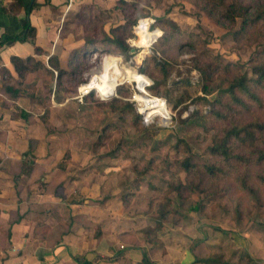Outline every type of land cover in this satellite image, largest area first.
<instances>
[{"label":"rangeland","instance_id":"rangeland-1","mask_svg":"<svg viewBox=\"0 0 264 264\" xmlns=\"http://www.w3.org/2000/svg\"><path fill=\"white\" fill-rule=\"evenodd\" d=\"M124 1L127 3L125 9L123 5L117 8L112 7L113 3L105 2L99 6L93 2L79 19L74 17L79 9L71 10L73 14L65 16L59 26V38L70 40L62 44L65 47L61 50V59L59 54L41 52L35 57L39 64H29V70L22 76H18L15 70L13 76L0 71V106L13 113H19L20 109L28 112L24 123L30 124L32 135L38 137L27 140L18 176L29 175L33 168L31 157H60L53 161L59 169H64L71 157H102L104 171L110 170L104 168L105 165H114L112 170L118 171L113 178L117 209L120 219L127 217L132 226L128 232L118 231L121 247L120 243L104 242L107 250L90 249L79 254L83 257L94 252L92 264H143L142 258L135 262L127 257L126 252L133 249L145 253L152 264H205L188 263L187 253L193 257L216 258L222 261L221 264H234L246 252L257 264H264V206H256L239 218L234 212V203L223 190L208 183L201 189H191L196 177L192 179L193 175L186 173L180 165L184 158L196 165H210L218 160L208 150L212 130L201 126L195 113L207 114L211 101L225 87L224 73L227 76L230 73L222 68L223 65L234 63L232 75L239 71L253 77L252 67L257 53L264 47V35L233 40V31L238 28L240 20L232 26L218 24L194 0ZM247 1L254 4L258 0ZM125 13L132 21L125 39L126 53L116 48L81 51L86 37H101V30L109 34L111 28L125 22ZM143 18L154 19L150 29L160 32L147 51L146 46H140L141 39L138 40L134 32L137 21ZM66 20V28L60 33ZM166 31L172 33L167 40L163 38ZM150 33L157 35L158 32ZM190 33L207 40L212 56L219 57V71L224 72L210 82L205 92L201 75L194 66L196 50L188 44H181ZM132 40H138V45H131ZM150 56L169 63L167 86L158 88L155 83L163 71L155 69L154 76L143 72ZM115 57L119 58L124 73L133 72L135 77L131 75L130 81L125 78L111 96L103 97L91 89L79 98L81 85L95 77H100L94 82L99 83L104 72L106 76L112 73L118 64ZM54 58L59 60V66L66 74L58 75ZM138 75L148 77L150 84L146 90L145 80ZM184 80H189L190 85H181L165 94L166 87ZM5 82L19 90L15 100L4 90ZM138 86L154 99L165 101L167 107L151 109L145 114L139 112L141 106L133 100L135 94H140ZM198 96L202 97L199 102L192 100ZM252 112V116L261 113L259 107H252L247 113L251 115ZM93 169V166L87 168ZM23 184L30 186L25 181ZM45 184L39 181V186ZM179 184L184 187L175 189L174 185ZM106 191L104 198H110L109 187ZM177 191L182 192V196L177 195ZM73 222L70 218L66 224L72 227ZM48 227V230L54 228ZM89 228L95 237L101 236L99 225ZM43 229L45 232L46 227Z\"/></svg>","mask_w":264,"mask_h":264},{"label":"crops","instance_id":"crops-1","mask_svg":"<svg viewBox=\"0 0 264 264\" xmlns=\"http://www.w3.org/2000/svg\"><path fill=\"white\" fill-rule=\"evenodd\" d=\"M21 1L22 5H15L14 0H0L1 39L21 36L24 18L35 28L34 39L8 40L0 45V68L7 69L11 76L14 75L11 57H39L35 46L44 54H59L61 59V50L65 47L62 44L70 40L59 38V26L69 11L76 10L81 3L94 2L102 6L105 2L114 4L115 0H36L38 6L28 14L23 5L33 0ZM1 97L0 88V103ZM12 113L0 106V264H78L74 256L92 261L94 252L83 257L79 254L90 249L107 250L104 242L120 243L121 247L118 231L128 232L132 221L123 216L120 219L114 197L117 190H114L113 178L118 172L112 170L114 165H105L104 168L110 170L104 171L102 157H71L69 164L59 169L53 161L60 157H31L33 168L29 175L18 176L27 140L38 137L32 135L30 124L12 119ZM97 160L99 163L95 164ZM88 166L94 169L87 170ZM107 178L110 180L106 182ZM40 180L46 184L39 186ZM24 181L30 186L23 184ZM61 182V186L56 187ZM107 187L110 198H104ZM70 218L74 220L72 227L66 224ZM42 223L54 228L34 235V228ZM91 225L100 226V238L95 237L89 228ZM49 242L57 243L49 245ZM126 255L135 262L142 258L139 249L129 250ZM185 258L188 263L194 260L189 253Z\"/></svg>","mask_w":264,"mask_h":264},{"label":"trees","instance_id":"trees-1","mask_svg":"<svg viewBox=\"0 0 264 264\" xmlns=\"http://www.w3.org/2000/svg\"><path fill=\"white\" fill-rule=\"evenodd\" d=\"M194 2L200 6L201 10L205 11L208 17L215 20L218 24L225 26L230 24L232 26L240 20L238 28L233 31V40H249L257 35H264V1L258 0L254 4L247 0H194ZM14 4L22 5V1L14 0ZM119 5L124 6L127 3L124 0H115L112 7L118 8L120 7ZM37 6L36 0L23 5L26 14ZM91 6V3H81L74 17L82 18V13L86 9H90ZM133 7L137 6L134 5ZM72 14L73 12L69 11L66 16H71ZM123 18L125 22L111 28L109 34L101 30V37H86L81 51L87 53L98 49L109 51L116 48L126 53L128 46L125 43V39L132 21L129 20L128 13H125ZM21 23L24 33L21 36L13 35L0 38V45L8 40L26 41L34 39L35 28L30 24L29 20L24 18ZM66 24L67 20L63 24L64 27H61L60 33L66 28ZM171 35V32L166 31L163 38L167 40ZM184 40L181 43L182 45L188 44L196 50L194 66L201 75L202 90L205 92L210 82L218 77L220 73H224L219 71V66L221 65L218 60L219 57L216 55L212 56L211 51L207 47V40H202L199 34L190 33L188 34V39ZM35 53H41L40 48L37 46H35ZM115 60L119 62L116 58ZM58 61L57 58H54V68L58 71V75L66 74L67 72L59 66ZM32 62L39 64L40 61L36 60L32 55L24 58L11 57L12 66L18 76H22L28 71L29 64ZM168 64L166 61H158L150 56L147 59L146 67L143 68V72L154 76L155 69L163 71L161 79L159 78L155 82L158 88H162L167 86ZM234 65V63H227L222 66L230 74L227 76L224 73L226 85L221 89L219 95L211 101L210 111L205 115L198 112L195 113L196 115L198 114L197 119L200 120L201 126L212 130L211 145L208 150L212 155L218 157V160L210 165H196L190 159L184 158L181 160L180 165L186 173L193 175L191 176L192 179L196 177L194 186L191 189H201L205 183H208L209 186L213 185L215 189L223 190L224 194L228 195L234 203L236 216L241 218L244 213H248L254 207L264 206V47L256 55L255 64L252 67L253 77H247V75L239 71L232 75ZM0 71L9 73L5 68H0ZM0 75L2 78V74ZM140 79L146 81L144 77H140ZM181 85L188 86L190 82L189 80H184L181 83L175 81L171 87L164 89L165 94L167 95L172 90L179 89ZM3 87L7 93H10L12 100H15L19 95V90L7 85L6 82ZM201 99L202 97L198 96L192 100L199 102ZM252 107H259L261 113H256L253 116V112L251 115L247 113ZM27 113L20 109L19 113H12L11 117L12 119L25 121L29 116ZM180 187L184 186L182 184L174 185L175 189ZM177 195L182 196V192L177 191ZM43 227H46V231L49 229L47 224L42 223L34 228V235L44 232L45 229ZM97 238H100V235ZM55 243L52 242L51 245ZM73 258L78 264L93 263L88 260H81L79 257L74 256ZM142 262L143 264H152L145 253L142 254ZM193 262L205 264L222 263L221 260L216 258H199L196 255H194ZM234 264L257 263L246 252Z\"/></svg>","mask_w":264,"mask_h":264},{"label":"bare ground","instance_id":"bare-ground-1","mask_svg":"<svg viewBox=\"0 0 264 264\" xmlns=\"http://www.w3.org/2000/svg\"><path fill=\"white\" fill-rule=\"evenodd\" d=\"M138 32V36L141 39V43L140 46H146L148 47L150 45V43L155 39V37L157 36L156 34H152L150 33L149 29H148V24L146 22H142L139 25V28L137 29ZM158 32V31H157ZM107 58V57H106ZM105 58V61H106ZM116 58V57H115ZM119 61V58H116ZM117 67V68H116ZM116 67H113L115 69H113L112 73L107 75L105 74V72L103 73V75L101 77V81L98 83H94L95 81L99 80L100 77H95L92 81H90L89 83L83 84L80 86L81 90H88V89H94L96 90L100 95H102L103 97L108 96L110 94H112L115 90V87L125 81L124 79H128L129 77L132 75L134 76L135 73H130V74H125L123 71V67L122 64H120V61L118 62V64L116 65ZM138 72V71H137ZM141 74V73H140ZM136 75V74H135ZM144 75V74H143ZM143 75H138L139 77H144L146 79V83L144 86V89L146 90V86H148L150 84V81L148 79V77L143 76ZM135 77V76H134ZM130 81V80H129ZM138 85V84H137ZM140 89V86H138ZM138 94V93H137ZM136 94V95H137ZM135 95V96H136ZM139 104L141 107L140 108V112L143 114L146 113V111L151 110V109H159V107L166 108V102L160 99H154L148 92L146 91H142L140 89V94L136 96ZM163 99V98H162ZM169 120H170V115H169Z\"/></svg>","mask_w":264,"mask_h":264},{"label":"built area","instance_id":"built-area-1","mask_svg":"<svg viewBox=\"0 0 264 264\" xmlns=\"http://www.w3.org/2000/svg\"><path fill=\"white\" fill-rule=\"evenodd\" d=\"M70 2L72 1V0H69ZM147 21L148 22V29L150 30V31H155V30H157L158 31V33H157V36L155 37V39L150 43V45L149 46H151V44L153 43V42H155V40L158 38V36H159V34H160V32H159V30L158 29H155V30H151L150 29V25H151V23L152 22H154V19H152V18H143V19H139L138 21H137V24L134 26V32H135V34L137 35V37H138V40H139V36H138V32H137V29L139 28V25L141 24V21ZM138 40L137 41H131V45H138V44H136V42H138ZM149 46L146 48V51L148 50V48H149ZM135 49V48H134ZM142 52V51H141ZM140 54V53H139ZM145 54V53H144ZM138 55V54H137ZM149 86V85H148ZM147 87V86H146ZM79 98H81L82 96H84V95H86L87 93H89V91L91 90V89H88V90H81L80 89V87H79ZM113 94V93H112ZM112 94H110V95H108V96H111ZM136 95V94H135ZM133 96V100L134 101H136V102H138V100L136 99V96ZM107 97V96H106ZM139 112H140V108H139Z\"/></svg>","mask_w":264,"mask_h":264},{"label":"water","instance_id":"water-1","mask_svg":"<svg viewBox=\"0 0 264 264\" xmlns=\"http://www.w3.org/2000/svg\"><path fill=\"white\" fill-rule=\"evenodd\" d=\"M134 51V49H131V52H133Z\"/></svg>","mask_w":264,"mask_h":264}]
</instances>
